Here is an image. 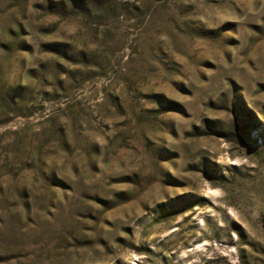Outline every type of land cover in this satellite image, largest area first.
<instances>
[{
  "label": "rangeland",
  "instance_id": "obj_1",
  "mask_svg": "<svg viewBox=\"0 0 264 264\" xmlns=\"http://www.w3.org/2000/svg\"><path fill=\"white\" fill-rule=\"evenodd\" d=\"M0 264H264V0H0Z\"/></svg>",
  "mask_w": 264,
  "mask_h": 264
}]
</instances>
